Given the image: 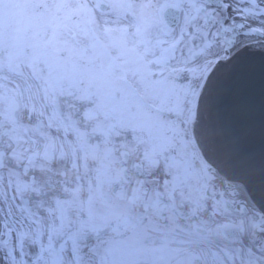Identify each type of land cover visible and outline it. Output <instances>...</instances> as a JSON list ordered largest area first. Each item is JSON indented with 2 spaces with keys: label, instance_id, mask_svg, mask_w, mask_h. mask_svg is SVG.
I'll return each mask as SVG.
<instances>
[{
  "label": "snow or ice",
  "instance_id": "6c2138e0",
  "mask_svg": "<svg viewBox=\"0 0 264 264\" xmlns=\"http://www.w3.org/2000/svg\"><path fill=\"white\" fill-rule=\"evenodd\" d=\"M253 55L264 0H0V264H264Z\"/></svg>",
  "mask_w": 264,
  "mask_h": 264
},
{
  "label": "water",
  "instance_id": "95a60500",
  "mask_svg": "<svg viewBox=\"0 0 264 264\" xmlns=\"http://www.w3.org/2000/svg\"><path fill=\"white\" fill-rule=\"evenodd\" d=\"M261 65H264V57L259 55L251 56V67H252V78L250 87L247 92L240 98L235 101L236 104V116L237 118L246 126L251 128V131L247 132L246 140L250 152L256 161L257 165L259 164L260 157L262 152H264V135L261 134V126L260 121L257 115V119L255 123L248 119L246 112L247 107L250 104H253L257 110L259 109V98L262 90V86H264V81H262L261 77ZM247 102V103H246ZM230 105L233 103L232 101L229 102ZM256 179H259L257 175Z\"/></svg>",
  "mask_w": 264,
  "mask_h": 264
},
{
  "label": "flooded vegetation",
  "instance_id": "af4514ba",
  "mask_svg": "<svg viewBox=\"0 0 264 264\" xmlns=\"http://www.w3.org/2000/svg\"><path fill=\"white\" fill-rule=\"evenodd\" d=\"M164 19L170 27L176 28L182 23V13L176 9H168L164 14Z\"/></svg>",
  "mask_w": 264,
  "mask_h": 264
}]
</instances>
